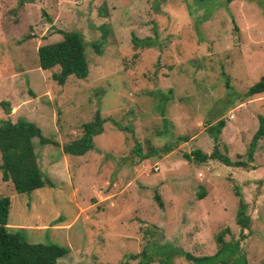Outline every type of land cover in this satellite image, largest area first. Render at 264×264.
I'll return each instance as SVG.
<instances>
[{"label":"rangeland","instance_id":"1","mask_svg":"<svg viewBox=\"0 0 264 264\" xmlns=\"http://www.w3.org/2000/svg\"><path fill=\"white\" fill-rule=\"evenodd\" d=\"M68 31L82 36L88 74L59 86L36 50ZM262 76L264 0H0V120L32 122L58 144L32 140L51 188L16 193L0 173L8 227L23 229L27 242L67 247L56 264H137L131 255L143 250L150 264H192L183 254H214L227 228L223 239L239 240L246 264H264V138L248 168L183 157L216 144L233 161L246 158L264 93L242 94ZM96 112L133 138L106 121L91 150L63 153ZM220 119L213 142L206 130ZM135 142L150 156H136ZM165 144L175 146L153 152Z\"/></svg>","mask_w":264,"mask_h":264},{"label":"trees","instance_id":"2","mask_svg":"<svg viewBox=\"0 0 264 264\" xmlns=\"http://www.w3.org/2000/svg\"><path fill=\"white\" fill-rule=\"evenodd\" d=\"M19 5L33 3L35 0H16ZM219 1V0H207ZM230 3L233 0H222ZM62 39L51 44L40 46L36 50L38 67L43 71H51L54 68L57 71L51 72V79L62 86L67 79L72 76L76 79H84L88 74V65L84 54V42L79 32L68 31L60 32ZM104 37V36H103ZM134 45L147 44L148 39L137 40L132 38ZM95 49L97 46L94 45ZM225 86L228 87V79L224 75ZM264 93V76L258 81L250 85L243 98ZM232 102V101H230ZM0 105L5 107L7 104L1 102ZM226 106V104H224ZM258 126L254 132L251 142L248 146L246 158L242 159L238 156L237 160H231L227 155L221 154L216 144L213 146L209 154L196 149L190 153H184L183 157L187 161L204 163L209 160L217 161L227 167L248 168L247 163L252 162L253 150L257 140L264 138V117H258ZM110 121L118 130H125L130 133L133 138L132 131L128 127H122L117 122L109 118L100 116L95 113L91 122L84 123L83 134L77 138L63 144L62 152L71 156H82L93 148L92 138L102 133L103 124ZM224 127V120L220 119L215 126L207 128V134L213 142L218 139V134ZM132 135V136H131ZM36 138L39 145L52 144L58 145L55 141L45 138L41 134V130L32 122L24 119H18L15 123L9 120H0V173L2 181H9L16 193L30 192L44 186L52 187V182L47 178H42L41 171L37 165L34 153V143L32 140ZM175 145L165 144L162 148L154 150V153H168ZM136 156L140 159L149 157L141 156L139 143L135 142L133 149ZM240 196L238 190L235 191ZM204 196L200 193L198 199ZM154 199L161 207L162 203L158 195L155 194ZM241 200V199H240ZM10 212V201L8 197H0V264H56L59 259L68 254V248L53 242L47 243H30L22 236L23 229L8 227V215ZM237 223L241 230L248 229L249 218L243 212L241 204L237 211ZM228 229L224 228L221 233L216 236L218 248L214 254L209 256H191L184 253L183 256L192 264H246L245 260L239 255V240L227 242L223 239L222 234L228 233ZM240 234V233H239ZM243 238V234L240 235ZM178 253V252H177ZM180 253V252H179ZM239 255V256H238ZM132 258H139L137 264H150L153 262L151 257L143 250L138 255H131ZM168 257V256H167ZM160 264H169V258L165 260L159 259ZM126 264V262H121Z\"/></svg>","mask_w":264,"mask_h":264}]
</instances>
